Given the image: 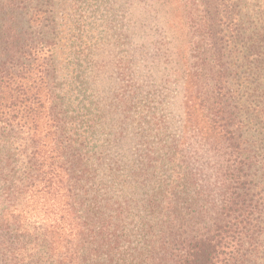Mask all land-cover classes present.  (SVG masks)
<instances>
[{
  "label": "trees",
  "instance_id": "obj_1",
  "mask_svg": "<svg viewBox=\"0 0 264 264\" xmlns=\"http://www.w3.org/2000/svg\"><path fill=\"white\" fill-rule=\"evenodd\" d=\"M0 264H264V0H0Z\"/></svg>",
  "mask_w": 264,
  "mask_h": 264
}]
</instances>
